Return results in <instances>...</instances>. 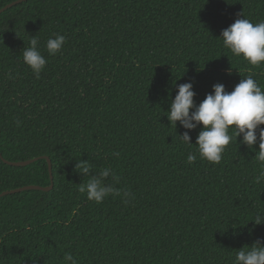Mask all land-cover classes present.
I'll use <instances>...</instances> for the list:
<instances>
[{
    "label": "trees",
    "instance_id": "trees-1",
    "mask_svg": "<svg viewBox=\"0 0 264 264\" xmlns=\"http://www.w3.org/2000/svg\"><path fill=\"white\" fill-rule=\"evenodd\" d=\"M242 14L264 21V0H23L0 12V192L52 183L0 196V264H63L65 253L78 264H232L264 239L252 221L264 217L258 142L237 137L211 163L195 144L202 126L188 145L165 114L185 82L197 104L248 75L264 89V62L220 37ZM55 34L66 40L49 56ZM32 36L47 60L39 78L22 57ZM79 159L113 169L105 183L134 199L88 200Z\"/></svg>",
    "mask_w": 264,
    "mask_h": 264
},
{
    "label": "clouds",
    "instance_id": "clouds-1",
    "mask_svg": "<svg viewBox=\"0 0 264 264\" xmlns=\"http://www.w3.org/2000/svg\"><path fill=\"white\" fill-rule=\"evenodd\" d=\"M220 37L225 48L236 57H242L252 66L264 62V21L251 22L242 14L234 23L223 29ZM66 37L55 34L46 41L45 48L49 56L59 53ZM23 62L29 66L37 78L40 77L47 60L39 47V39L32 36L29 46L23 48ZM178 91L166 110L169 124L176 128L177 122L188 130L180 135L183 143L191 145L190 130L201 127L195 144L198 145V155L208 162L219 164L226 147L237 137H242L240 144L253 148L258 142L255 160L260 165L256 183L264 182V89L251 75L244 79L229 92L225 85L216 83L213 91L197 104L193 83L185 82L176 86ZM191 110V111H190ZM17 126L20 121H16ZM232 129L230 134L229 130ZM118 155V153H114ZM197 155L189 153L187 163H194ZM74 170L81 173L87 180L80 184L79 192L86 193L87 199L101 203L109 195L121 197L124 203L134 199V194L121 190L114 184L105 183L111 175L117 181L113 169L105 167L98 172L93 170L89 160H77ZM252 221L259 225L264 223V217L257 215ZM63 264H78L71 253H65ZM232 264H264V239L258 238L250 247H241L235 254Z\"/></svg>",
    "mask_w": 264,
    "mask_h": 264
},
{
    "label": "water",
    "instance_id": "water-1",
    "mask_svg": "<svg viewBox=\"0 0 264 264\" xmlns=\"http://www.w3.org/2000/svg\"><path fill=\"white\" fill-rule=\"evenodd\" d=\"M21 1H23V0H14V1L6 4L2 8H0V12H2L3 10L7 9L8 7H10V6H12V5L16 4V3H19ZM40 157H44V158L47 159L48 167H49V171H50V176H51V179H52L53 176H52L51 160L48 157H46V156H40ZM36 159H37V157L29 158V159H25V160H7V159L4 158L6 163H8L10 165H15V166L26 165V164H29V163L35 161ZM51 188H52V183L50 185H48V186H41V185H37V184H29V185H24V186L12 188V189L4 190V191L0 192V196H4V195L10 194V193H15V192L22 191V190H27V189L49 190Z\"/></svg>",
    "mask_w": 264,
    "mask_h": 264
}]
</instances>
